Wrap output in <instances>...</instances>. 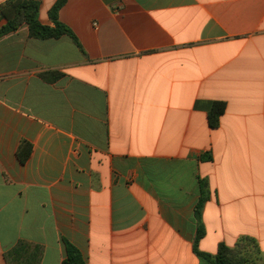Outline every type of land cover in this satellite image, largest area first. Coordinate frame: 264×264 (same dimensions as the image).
<instances>
[{"label": "crops", "instance_id": "crops-1", "mask_svg": "<svg viewBox=\"0 0 264 264\" xmlns=\"http://www.w3.org/2000/svg\"><path fill=\"white\" fill-rule=\"evenodd\" d=\"M59 20L78 44L0 38V264L20 240L41 264L66 242L86 264H201L200 224L201 252L249 239L264 264V0H67Z\"/></svg>", "mask_w": 264, "mask_h": 264}, {"label": "trees", "instance_id": "trees-1", "mask_svg": "<svg viewBox=\"0 0 264 264\" xmlns=\"http://www.w3.org/2000/svg\"><path fill=\"white\" fill-rule=\"evenodd\" d=\"M67 0H57L49 10V18L54 27L43 25L40 21L41 2L38 0H8L0 5V16L5 24L0 28V38L17 32L22 26H27L29 35L35 39H59L63 36L71 37L77 44L75 35L59 20V13ZM62 74H57L58 79ZM47 79V76H44ZM226 111V103L214 102L209 111V124L212 128H218L220 118ZM32 145L23 141L18 150V158L25 163L30 157ZM208 199L205 184L202 183V198L196 208V217L200 218L201 210ZM205 236L202 224L199 225L194 243V252L201 264H256L250 262L246 255H242L243 249L248 243H256L252 240H243L236 247L230 248L225 244L219 246L215 255L201 252L198 249L200 240ZM246 242L244 245L242 243ZM67 258L64 264H86L81 252L70 242H66ZM245 250V249H244ZM44 256V247L26 240H20L12 249L4 254L6 264H41Z\"/></svg>", "mask_w": 264, "mask_h": 264}, {"label": "rangeland", "instance_id": "rangeland-1", "mask_svg": "<svg viewBox=\"0 0 264 264\" xmlns=\"http://www.w3.org/2000/svg\"><path fill=\"white\" fill-rule=\"evenodd\" d=\"M245 243L246 242L242 243V245H244ZM244 249L242 255H246L245 257H248L250 262H254L255 261L254 256L256 255V246L254 244L248 243Z\"/></svg>", "mask_w": 264, "mask_h": 264}]
</instances>
